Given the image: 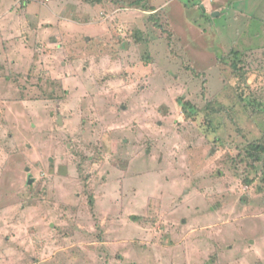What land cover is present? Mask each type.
<instances>
[{
    "label": "rangeland",
    "instance_id": "1",
    "mask_svg": "<svg viewBox=\"0 0 264 264\" xmlns=\"http://www.w3.org/2000/svg\"><path fill=\"white\" fill-rule=\"evenodd\" d=\"M94 1L0 0V264H264V0Z\"/></svg>",
    "mask_w": 264,
    "mask_h": 264
},
{
    "label": "trees",
    "instance_id": "2",
    "mask_svg": "<svg viewBox=\"0 0 264 264\" xmlns=\"http://www.w3.org/2000/svg\"><path fill=\"white\" fill-rule=\"evenodd\" d=\"M97 0H95L94 2H96ZM238 65H233V70L234 71H239ZM239 74V73H238ZM186 109H191V106H187ZM189 113V112H188ZM187 113V114H188ZM189 116V115H188ZM252 157H255L256 158V161L260 160L261 158H264V148L262 151H257L256 153H253ZM137 219V218H136Z\"/></svg>",
    "mask_w": 264,
    "mask_h": 264
},
{
    "label": "crops",
    "instance_id": "3",
    "mask_svg": "<svg viewBox=\"0 0 264 264\" xmlns=\"http://www.w3.org/2000/svg\"><path fill=\"white\" fill-rule=\"evenodd\" d=\"M9 2V1H8ZM24 20V19H23ZM23 20H21L20 19V21L19 22H22ZM14 24V27H16V28H13L16 32H19V29H20V24L19 23H13ZM47 27L48 26H46V29H45V32L47 31Z\"/></svg>",
    "mask_w": 264,
    "mask_h": 264
},
{
    "label": "water",
    "instance_id": "4",
    "mask_svg": "<svg viewBox=\"0 0 264 264\" xmlns=\"http://www.w3.org/2000/svg\"><path fill=\"white\" fill-rule=\"evenodd\" d=\"M33 182V180L32 179H30V181H29V184H31Z\"/></svg>",
    "mask_w": 264,
    "mask_h": 264
}]
</instances>
